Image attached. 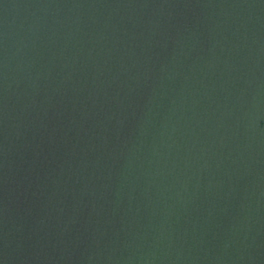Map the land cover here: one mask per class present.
I'll return each instance as SVG.
<instances>
[{"label": "water", "instance_id": "95a60500", "mask_svg": "<svg viewBox=\"0 0 264 264\" xmlns=\"http://www.w3.org/2000/svg\"><path fill=\"white\" fill-rule=\"evenodd\" d=\"M0 264H264V0H0Z\"/></svg>", "mask_w": 264, "mask_h": 264}]
</instances>
